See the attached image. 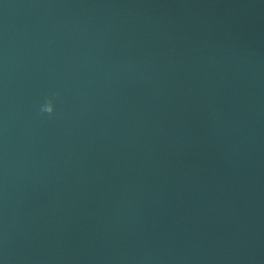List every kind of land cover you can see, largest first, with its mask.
Masks as SVG:
<instances>
[{"label": "water", "instance_id": "1", "mask_svg": "<svg viewBox=\"0 0 264 264\" xmlns=\"http://www.w3.org/2000/svg\"><path fill=\"white\" fill-rule=\"evenodd\" d=\"M0 264H264V0H0Z\"/></svg>", "mask_w": 264, "mask_h": 264}, {"label": "clouds", "instance_id": "2", "mask_svg": "<svg viewBox=\"0 0 264 264\" xmlns=\"http://www.w3.org/2000/svg\"><path fill=\"white\" fill-rule=\"evenodd\" d=\"M55 107L56 106L53 103V99L51 97H49L47 102L40 105L39 111L41 113H52L55 110Z\"/></svg>", "mask_w": 264, "mask_h": 264}]
</instances>
